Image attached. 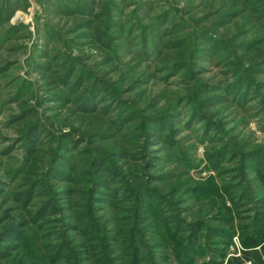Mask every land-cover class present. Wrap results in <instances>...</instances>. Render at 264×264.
Instances as JSON below:
<instances>
[{"label":"rangeland","instance_id":"rangeland-1","mask_svg":"<svg viewBox=\"0 0 264 264\" xmlns=\"http://www.w3.org/2000/svg\"><path fill=\"white\" fill-rule=\"evenodd\" d=\"M263 14L264 0H0V264L235 254L264 195ZM70 66L68 96L102 84L95 110L55 96Z\"/></svg>","mask_w":264,"mask_h":264},{"label":"trees","instance_id":"trees-1","mask_svg":"<svg viewBox=\"0 0 264 264\" xmlns=\"http://www.w3.org/2000/svg\"><path fill=\"white\" fill-rule=\"evenodd\" d=\"M262 16H263V18L260 19V24L264 27V14ZM13 28H14L13 25H9L10 30ZM212 36L213 35H209V36H206V38H207L209 44H212V46H213L214 45L213 43H215L216 40ZM243 43H244L243 48H248L249 42H243ZM199 51L201 52L202 50H199ZM205 51L207 53V50H204L202 53H205ZM259 62H261V61H259ZM258 67L262 68L260 70H263V68H264L260 65ZM72 71H73V67L70 66L67 68V72L61 76L62 85L65 86L66 90H65V92L57 93L55 96H57V98L61 99L62 101L63 100L68 101V98L69 99L72 98V100L77 101V103H78L77 106L80 107L81 110H88L89 107H91V108H93V110H95V107H94L92 102L95 99L94 97L98 96V94H99V93H97V91L100 92V90H103V88L101 86L102 84L100 82H98V79H96V77L95 78L92 77V79L89 81L88 85L86 87H84L85 90L82 87L81 91L79 93H77L75 95V97H72V96L70 97V95L68 96V94L69 93L72 94L76 90L77 86H79L77 82L79 79H81V74H79L77 80H73L72 82H69ZM233 86L236 87L235 85H233L231 83L226 84L223 86V90L225 89L224 91H227V89H229L231 87L233 88ZM98 88H101V89L98 90ZM206 88L209 89V86L207 85ZM218 89H220V88L219 87L216 88L213 86V90H218ZM243 89H245V83H244V86L242 87L241 91ZM243 93H244V90L241 92V94H243ZM219 96H221V95H219ZM213 97L218 98V94L214 93L212 96H208L205 99H211ZM112 98H113L112 103L118 104L119 106L121 105V99H119L118 97H114V96H112ZM107 100L108 99H106V101ZM105 103H103V104L105 105ZM118 114H123V113H118ZM192 114H195V113H191L190 116H193ZM21 116L22 115H19V117H21ZM125 117H126L125 115H120V117L115 119V122H116V120H118L119 124H120L123 122V118H125ZM130 118H132V117H130ZM35 126H36V124H34V127L31 130L35 129ZM115 126H117V125H115ZM97 132H100V135H102V133H104L103 131H97ZM29 136L31 137L30 134L25 136V137L27 138ZM62 161L66 165L71 166V163L67 159H64ZM100 165H101L99 167L100 170L105 169V171H106V169H108L107 165H105L104 161L100 162ZM54 168H58V167L53 166V170H54ZM69 168H71V167H69ZM58 171H59L58 169H55V171H52V168H51L50 174L52 175V177H53V175H55L53 173L60 175V173ZM102 180L103 179H102V177H100V175L92 177V181L98 182L99 186L103 184ZM29 192H30L29 189L24 190V196H28ZM258 206H259L260 211L258 213L259 215L256 216L255 220L252 223V226H251L252 231L248 233V232H246V230H244L241 227H239L237 229L236 235L238 236L241 243H239V247H235L236 253L232 254L229 258H227L226 261L224 262V264H264V195L260 196V199L258 200ZM84 223L86 225H88L87 218L85 219ZM231 232H233V231H231ZM231 232H228L227 234H225V236L229 237V235H231ZM222 235L224 236V234H222ZM4 246H5V244L0 243V249L3 248ZM61 248L58 247V250H60ZM0 254H2V253L0 252ZM43 263L44 262H42L41 264H43Z\"/></svg>","mask_w":264,"mask_h":264}]
</instances>
